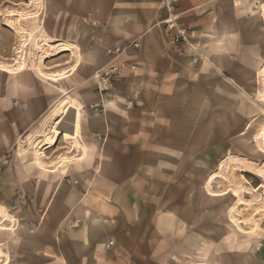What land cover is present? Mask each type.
I'll return each instance as SVG.
<instances>
[{
	"label": "crops",
	"instance_id": "crops-1",
	"mask_svg": "<svg viewBox=\"0 0 264 264\" xmlns=\"http://www.w3.org/2000/svg\"><path fill=\"white\" fill-rule=\"evenodd\" d=\"M175 1L177 23L190 31L199 56L196 63L164 34L160 0H66L71 21L88 19L100 25L96 43L107 46L105 51L139 43V49L130 48L125 57L137 66L136 72L117 80L124 85L118 90L128 94L125 100L138 93V107L121 104L115 91L96 93L95 111L77 103L78 114L72 118L70 109L66 118L54 122L53 129L60 124L56 138L51 132L46 141L37 140L42 143L35 155H16V137L30 130L41 134L36 125L54 107L56 92H43L29 69L0 74V159L11 151L15 160L3 175L16 177L18 207L26 205L31 214L18 223L14 235H30L31 241L40 242L25 255L48 256V264H136V250L142 249L138 225L147 222L133 214L132 209L142 205L135 202L138 193L150 191L158 177L193 174L192 168L184 173L176 166L184 157L177 145H187L192 161L199 144L202 151H210L221 138L223 142L228 135H241L259 115L257 102L245 99L256 91L251 93L241 81L255 80L257 65L264 63V0ZM47 32L50 41L62 37L66 43L64 33ZM90 42L70 40L66 45L88 47ZM66 52L57 51L48 59L64 61ZM262 126L254 135L258 145ZM260 134L262 139L264 128ZM235 157L224 153L221 160ZM167 159H173L175 167L165 171ZM0 208L6 210L7 204ZM127 208L132 215H124Z\"/></svg>",
	"mask_w": 264,
	"mask_h": 264
},
{
	"label": "rangeland",
	"instance_id": "rangeland-1",
	"mask_svg": "<svg viewBox=\"0 0 264 264\" xmlns=\"http://www.w3.org/2000/svg\"><path fill=\"white\" fill-rule=\"evenodd\" d=\"M93 22L71 21L66 0H0V74L13 75L10 71L20 66L18 73L29 69L39 78L41 89L56 92L54 107L36 125L37 129H42L41 134L30 130L16 137L15 153L19 157L40 151L37 149L42 142L38 139L46 141L51 132L55 138L59 135L60 125L53 129L54 122L69 115L70 105L81 104L83 110L94 106L97 90L93 76L106 64L107 46L96 43L99 39L96 30L100 25L94 26ZM48 30L61 36L64 33L66 43L62 42V37L56 42L50 41ZM81 39L90 40L91 45H66L70 40L78 43ZM61 50L67 51L64 61L48 59ZM262 74L264 63L257 65L255 80L241 81L251 93L256 91V96L245 99L257 102L259 113L241 129V135H228L223 142L221 138L210 151H202L203 145L199 144L197 158L192 161L187 145H177V153L182 148L184 157L176 161V166L184 173L192 168L193 174L158 177L150 191L138 193L135 202L140 200L142 205L133 208V214L145 217L147 222L138 225L142 232L138 241L142 249L136 250L140 253L135 256L136 264H264V154L258 153V150L264 151V136L261 139L260 134L264 128ZM119 82L106 95L115 91L120 103L126 106L128 94L118 90L124 88ZM100 105L102 109V103ZM191 114L194 117V113ZM261 126L256 135L260 147L254 135ZM224 153L227 157L229 154L236 157L221 160ZM11 155L13 152L8 151L0 159V204H7L6 210L0 208V214L4 215H0V264H23L22 261L48 264L51 261L48 256L25 255L32 246L37 248L39 241H31L30 235H14L18 223L26 221L31 214L26 205L24 209L18 207L21 198L14 191L16 177L3 175L4 168L11 162L12 166L15 164ZM44 160L42 155V163L50 170ZM174 167L173 159L165 161V171ZM123 210L124 215H132L130 208ZM9 224L10 229H5Z\"/></svg>",
	"mask_w": 264,
	"mask_h": 264
},
{
	"label": "built area",
	"instance_id": "built-area-1",
	"mask_svg": "<svg viewBox=\"0 0 264 264\" xmlns=\"http://www.w3.org/2000/svg\"><path fill=\"white\" fill-rule=\"evenodd\" d=\"M160 2L165 13L161 22L164 34L169 37L171 43L177 46V51L180 54L188 56L191 63H196L199 56L196 47L190 40V31L189 29L180 27L177 23L176 14L174 12L176 1L160 0ZM93 25L95 26V23H93ZM139 47L140 45L136 41L126 47L115 46L106 49L105 53L108 57V62L93 76L97 93L100 96L105 95L111 90L123 73L133 74L136 72L137 66L128 62L125 57L130 48L137 50ZM138 98L137 92L132 93L131 97L126 102V106L128 108H133ZM96 106L97 105H94L93 107L96 108ZM111 245L112 242H109L108 246Z\"/></svg>",
	"mask_w": 264,
	"mask_h": 264
},
{
	"label": "bare ground",
	"instance_id": "bare-ground-1",
	"mask_svg": "<svg viewBox=\"0 0 264 264\" xmlns=\"http://www.w3.org/2000/svg\"><path fill=\"white\" fill-rule=\"evenodd\" d=\"M18 53V52H17ZM19 64V63H18ZM19 71H21V69H20V66H18L17 68H15V69H12V71H10V72H12V74L13 75H15V74H17ZM15 72V73H14ZM1 73H3L4 74V72H1ZM72 110H73V112H72V118L74 117V114L76 115V114H78L77 113V108L76 107H74V106H72V105H70L69 106ZM67 116V115H66ZM76 117H78V116H76ZM73 121V120H72ZM67 123H69V122H67ZM71 124H72V122H70ZM58 125H60V124H58ZM58 130H57V134H60V126L57 128ZM62 129V128H61ZM64 137L65 138H67V139H69V138H71V136L70 135H64Z\"/></svg>",
	"mask_w": 264,
	"mask_h": 264
}]
</instances>
